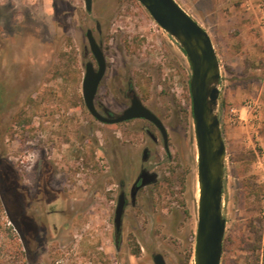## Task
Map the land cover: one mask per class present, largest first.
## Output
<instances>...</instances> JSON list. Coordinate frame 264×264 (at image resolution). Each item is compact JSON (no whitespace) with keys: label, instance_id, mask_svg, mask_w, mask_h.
<instances>
[{"label":"rangeland","instance_id":"rangeland-1","mask_svg":"<svg viewBox=\"0 0 264 264\" xmlns=\"http://www.w3.org/2000/svg\"><path fill=\"white\" fill-rule=\"evenodd\" d=\"M177 1L210 33L220 60L222 264H247L252 228L264 234V0ZM88 29L107 60L97 105L120 113L135 89L163 120L167 147L146 120L105 124L89 112L82 82L86 63L97 62ZM190 78L181 46L139 0H93L92 11L85 0H0V183L19 204L34 264H155L156 253L195 264ZM142 167L157 179L126 209L117 242L118 183L129 193Z\"/></svg>","mask_w":264,"mask_h":264},{"label":"water","instance_id":"water-1","mask_svg":"<svg viewBox=\"0 0 264 264\" xmlns=\"http://www.w3.org/2000/svg\"><path fill=\"white\" fill-rule=\"evenodd\" d=\"M154 20L181 46L191 66L189 81L192 97V116L198 147V223L195 264H222L227 218L223 211L226 179L227 145L221 126L220 84L221 64L210 33L177 0H139ZM88 11L93 0H85ZM96 59L85 65L82 91L86 107L100 122L117 124L132 119H145L161 132L168 146L167 128L157 113L149 108L135 91L130 90L131 103L121 113L104 115L96 104L97 94L107 72V60L94 31L86 32ZM154 140H158L151 133ZM148 149H145V153ZM144 159H146L144 157ZM141 187L152 184L157 174L144 169L139 176ZM140 187V188H141ZM139 188V189H140ZM137 191L133 190L135 198ZM125 211V195L121 194L115 212V227L121 232ZM155 264H168L164 255L153 256Z\"/></svg>","mask_w":264,"mask_h":264},{"label":"trees","instance_id":"trees-1","mask_svg":"<svg viewBox=\"0 0 264 264\" xmlns=\"http://www.w3.org/2000/svg\"><path fill=\"white\" fill-rule=\"evenodd\" d=\"M9 187L8 182L5 186L0 183V264H34L33 254L29 253L24 242L27 228L23 227L17 200L7 193ZM252 231L255 240L249 249L254 260H248L247 264H260L264 234L254 228Z\"/></svg>","mask_w":264,"mask_h":264},{"label":"flooded vegetation","instance_id":"flooded-vegetation-1","mask_svg":"<svg viewBox=\"0 0 264 264\" xmlns=\"http://www.w3.org/2000/svg\"><path fill=\"white\" fill-rule=\"evenodd\" d=\"M101 44V43H100ZM93 57H94V55H93ZM94 59H95V57H94ZM95 61H96V59H95ZM94 62V61H93ZM95 64V63H94ZM106 75V74H105ZM104 79V78H103ZM103 81V80H102ZM102 83V82H101ZM101 86V85H100ZM132 88H130L129 89V91H128V97L130 98V103H131V94H130V90H131ZM99 92V91H98ZM97 104V103H96ZM130 105V104H129ZM98 106V105H97ZM100 106V107H99ZM98 106V108H99V110L104 114V115H106L107 116V112H110V113H113V114H118V113H114L113 111H111L110 109H108L107 107H104V106H102V105H99ZM127 108V107H126ZM123 111V110H122ZM121 113V112H120ZM134 120H137V119H132V120H128V121H124V122H121V123H117V124H123V123H128V122H132V121H134ZM143 120H145V119H143ZM146 121H148V120H146ZM149 122V121H148ZM102 123H104V122H102ZM151 123V122H150ZM105 124H108V123H105ZM151 124H153V123H151ZM154 125V124H153ZM155 126V125H154ZM156 127V126H155ZM149 134H150V136L152 137V135H151V132L149 131ZM153 139V138H152ZM156 141V140H155ZM147 149V148H146ZM148 156H149V151L147 150V152L145 153V150H144V155H143V161H147L148 160ZM144 157L146 158V159H144ZM144 169H147L148 170V168H146V167H142L141 168V170H140V173L138 174V176L136 177V179L132 182V184H131V187H130V192L128 193V189H127V187H128V184H126L125 182H123V181H121V180H119V183H118V186H119V193H118V198H117V206H118V203H119V198H120V196H121V194H124L125 195V211H126V209L129 207V205H133V206H135L136 205V203H137V198H138V194H139V192L142 190V189H144L146 186H143V187H141V183H142V178L141 179H139V176L141 175V173H142V171L144 170ZM141 187V188H140ZM140 188V189H139ZM136 190L137 191V194H136V196H135V198L133 197V190ZM117 206H116V208H117ZM125 211H124V214H125ZM116 212V211H115ZM123 219H124V215H123ZM122 230H123V225H122ZM122 230H121V232L119 233V232H117L116 231V227H115V236H116V241L118 242L119 240H120V238H121V235H122Z\"/></svg>","mask_w":264,"mask_h":264},{"label":"built area","instance_id":"built-area-1","mask_svg":"<svg viewBox=\"0 0 264 264\" xmlns=\"http://www.w3.org/2000/svg\"><path fill=\"white\" fill-rule=\"evenodd\" d=\"M248 105H249V107H251V104H250V102L248 103Z\"/></svg>","mask_w":264,"mask_h":264}]
</instances>
